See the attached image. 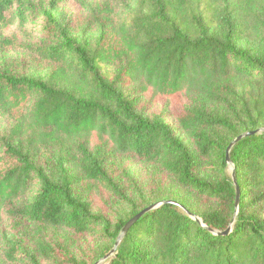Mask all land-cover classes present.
<instances>
[{"label":"trees","instance_id":"16d2710c","mask_svg":"<svg viewBox=\"0 0 264 264\" xmlns=\"http://www.w3.org/2000/svg\"><path fill=\"white\" fill-rule=\"evenodd\" d=\"M135 3L122 20L100 9L96 39L44 13L59 41L34 52L51 72L0 70V115L12 118L0 133V224L26 220L36 234L33 250L3 243L0 264H96L164 201L202 223L163 205L101 264H264V0ZM25 20L0 0L1 27ZM143 102L172 106L175 126ZM252 132L230 152L236 215L226 153ZM123 158L147 166L146 187L129 183ZM75 236L95 242L91 256L72 250Z\"/></svg>","mask_w":264,"mask_h":264},{"label":"rangeland","instance_id":"374dc122","mask_svg":"<svg viewBox=\"0 0 264 264\" xmlns=\"http://www.w3.org/2000/svg\"><path fill=\"white\" fill-rule=\"evenodd\" d=\"M12 1L15 12L18 13L19 10L25 12L26 20L24 24L15 22L6 27L0 26V70L7 68L15 73L30 77L45 76L53 68L51 63L40 60L34 50L39 47L53 46L59 41L58 33L51 31L52 27L47 22L44 13H51L56 17L59 27L64 29L67 35L78 39H96L100 34L101 25L105 22L104 18L106 17L99 10L104 9L105 5L112 8L113 12L109 17H114L116 20H122L128 15L129 11H133L136 8L135 0ZM7 42L14 44V47H8L6 45ZM145 104L146 102L142 103V110H145L143 112L147 113V115L161 114L165 117L166 122L175 126L172 106L163 102L154 106H145ZM11 125V117L0 115V133L10 128ZM123 160L124 171L130 177L129 183H135L138 189L146 187L148 184L147 166L136 159L123 158ZM119 214V212H116L113 216L116 215L118 217ZM30 226L26 220H14L7 215L3 216L0 224V258L3 255L2 244L14 237L21 240L28 249H34L35 245H33L32 236H36V234L34 231L30 233ZM53 235L50 237L51 240ZM74 242L76 245L72 250L77 255L83 256L85 253V256H91L93 253L91 248L95 250V242L90 243V249L86 247L85 240L78 236L74 237Z\"/></svg>","mask_w":264,"mask_h":264},{"label":"water","instance_id":"95a60500","mask_svg":"<svg viewBox=\"0 0 264 264\" xmlns=\"http://www.w3.org/2000/svg\"><path fill=\"white\" fill-rule=\"evenodd\" d=\"M264 131V130H262ZM254 132L252 133H245V134H242L240 136H238L235 140H233V142L228 146L227 148V153H226V162L227 164L229 165V167L232 169V179H233V182L235 184V187H236V201H235V211H236V215L238 213V210H239V205H240V190H239V187L236 183V177H235V170H234V166H233V163L230 159V152L232 150V148L244 137L246 136H249L251 134H253ZM163 205H174V206H179L182 210H184L188 215H190L192 218H194L195 220H197L198 222L202 223V221L200 220V218L194 216V215H191L190 213H188V211L181 205H179L177 202L175 201H164V202H161V203H157V204H154L152 206H149L147 208H145L144 210H142L141 212H139L137 215H135L131 220H129L127 222V224L124 226V228L122 229L121 233L119 234L118 236V239L115 243V246L114 248L112 249V251L104 258L102 259L101 261H99L98 263L96 264H101L103 261H105L108 257H110L116 250V248L119 246V244L121 243L122 239L124 238V236L128 233V231L138 222V220L145 214L149 213L150 211H153L155 209H158L159 207L163 206ZM229 230H227L225 233H228Z\"/></svg>","mask_w":264,"mask_h":264}]
</instances>
